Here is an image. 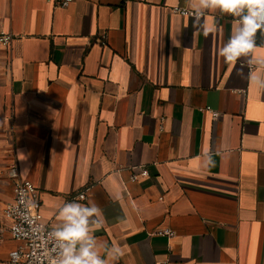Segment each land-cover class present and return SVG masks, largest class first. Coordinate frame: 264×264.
<instances>
[{"label": "crops", "instance_id": "obj_1", "mask_svg": "<svg viewBox=\"0 0 264 264\" xmlns=\"http://www.w3.org/2000/svg\"><path fill=\"white\" fill-rule=\"evenodd\" d=\"M174 7L191 10L187 0H0V32L15 35L0 45V264H16L4 215L13 163L51 227L85 190L77 202L103 213L93 235L123 253L110 264H264V90L249 83L247 58L233 67L218 55L234 17L208 11L194 25ZM135 166L149 175L131 182Z\"/></svg>", "mask_w": 264, "mask_h": 264}, {"label": "clouds", "instance_id": "obj_2", "mask_svg": "<svg viewBox=\"0 0 264 264\" xmlns=\"http://www.w3.org/2000/svg\"><path fill=\"white\" fill-rule=\"evenodd\" d=\"M187 5L192 11L194 25L208 11L219 10L235 18L232 34L218 50V55L233 67L241 58H247L249 83L264 90V59L252 55L257 47L256 34L264 36V0H187ZM212 31L215 29L203 26L204 36ZM237 74L243 76L242 70ZM212 155L211 152L202 154L205 167L212 166ZM26 172L25 169L22 174ZM57 220L48 233L55 242L49 264H110L123 254L117 244H100L93 235L94 230L103 226L102 209L95 202H65L58 210Z\"/></svg>", "mask_w": 264, "mask_h": 264}, {"label": "built area", "instance_id": "obj_3", "mask_svg": "<svg viewBox=\"0 0 264 264\" xmlns=\"http://www.w3.org/2000/svg\"><path fill=\"white\" fill-rule=\"evenodd\" d=\"M72 0H54L58 6H67ZM175 12L184 16H193L192 11L183 7H174ZM15 35L0 32V45H9ZM106 35L102 36L103 39ZM212 118L220 116V111L206 107ZM8 175L14 182V200L4 209V215L11 219L10 234L18 245L9 252L10 261L16 264H49L54 255L55 242L49 238L48 233L52 227L44 220L42 213V198L38 187L30 180L21 177L17 163L8 168ZM149 171L144 166L133 167L130 176L131 182L147 177ZM86 192L80 191L66 199L69 201H85ZM2 229L0 228V233ZM155 234L174 237L175 231L170 228H157Z\"/></svg>", "mask_w": 264, "mask_h": 264}]
</instances>
